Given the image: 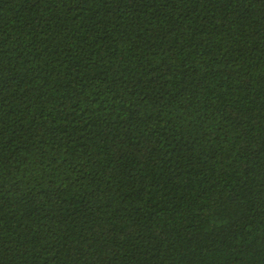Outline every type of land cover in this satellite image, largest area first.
<instances>
[{"label": "trees", "instance_id": "obj_1", "mask_svg": "<svg viewBox=\"0 0 264 264\" xmlns=\"http://www.w3.org/2000/svg\"><path fill=\"white\" fill-rule=\"evenodd\" d=\"M0 264H264V0H0Z\"/></svg>", "mask_w": 264, "mask_h": 264}]
</instances>
